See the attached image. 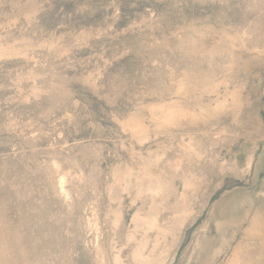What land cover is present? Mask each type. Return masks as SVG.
<instances>
[{
	"label": "rangeland",
	"instance_id": "374dc122",
	"mask_svg": "<svg viewBox=\"0 0 264 264\" xmlns=\"http://www.w3.org/2000/svg\"><path fill=\"white\" fill-rule=\"evenodd\" d=\"M200 29L244 33L247 48L262 50L264 0H0V264H98L87 224L92 207L106 263L116 242L124 244V264H133V209L126 207L113 232L106 184L118 164L139 167L140 156L169 136L151 130L138 143L122 124L139 115L152 128L145 108L152 103L208 102L175 94L179 82L218 76L227 61L215 54L209 62L198 51ZM250 69L231 72L228 87L241 84V118L261 128L242 130L228 110L195 134L205 160L217 158L228 169L237 163L240 173L226 174L218 188L220 175L210 177L170 264H229L252 237L260 247L250 264H264V226H251L264 204V58ZM251 150L252 168L243 175ZM54 162L73 179L71 207L55 188ZM216 206L222 210L211 221ZM203 227L209 247L187 263Z\"/></svg>",
	"mask_w": 264,
	"mask_h": 264
},
{
	"label": "bare ground",
	"instance_id": "6f19581e",
	"mask_svg": "<svg viewBox=\"0 0 264 264\" xmlns=\"http://www.w3.org/2000/svg\"><path fill=\"white\" fill-rule=\"evenodd\" d=\"M205 30L198 31V51L203 55L206 54L209 62V58L217 54L226 55L227 61L222 65L218 76L205 73L198 78V83H192L187 79L179 82L175 87V94L179 97H186L189 93L197 94L199 98L207 96L208 102L197 104V107L184 104L180 100L152 103L145 107L152 128L147 126L143 117L139 115L130 116L122 124V127L128 128L131 136L138 143L148 140L151 130L155 134L164 133L169 136L168 144H158L155 151H148V155L144 158L140 156L139 167L119 162L120 164L112 170L111 178L106 184L108 210L105 218L108 219L113 232L116 227L121 229L126 207L133 209L132 230L127 233V240L132 242L129 260L133 264H170L184 225L199 214L202 204L199 209L198 205L195 207L194 204L198 201L199 194L206 189L210 177L216 173L220 175L221 178L215 186L218 188L222 185L221 180L226 174L240 173L237 163L228 169L217 158L204 159L195 140V134L201 130L202 125L209 119L230 110L235 112L237 120L240 118L237 124L240 122L238 127L242 130H249L247 124L261 128V122L256 120L252 122L251 119L248 120L249 116L246 117L247 121L246 118H241L245 104L242 98V86L237 84L230 89L228 78L230 73L238 68L252 70V66L261 63L264 58V46L262 50L247 48L244 33L230 34L220 33L217 29ZM218 43H222L223 46L220 47ZM254 152L251 150L243 161V175L252 168ZM186 163L190 169L193 168L192 171L184 170ZM54 165L55 173L58 174L55 184L57 193L71 207L73 200L70 185L73 179L70 174L61 170L57 162H54ZM176 181H180L178 182L181 184L180 190L175 187ZM126 199L129 201L128 204ZM217 206L211 214V221L217 219V215L221 213L222 207ZM89 213L87 224L95 235L93 245H95L97 263L107 264L104 256H101V228L95 207H92ZM256 225L264 226V204L256 210L255 217L251 221V226ZM202 229L196 234L192 249L186 255L187 263L197 261L201 257V252H206L209 247L203 239L207 238L205 237L207 229L206 227ZM259 244V238L252 237L247 246L235 249L229 264H250L259 252ZM123 248V243L118 245L114 242L109 246L111 252L109 264H124Z\"/></svg>",
	"mask_w": 264,
	"mask_h": 264
}]
</instances>
